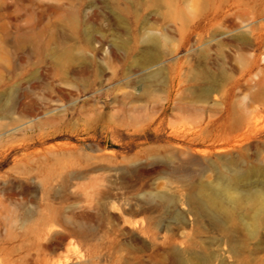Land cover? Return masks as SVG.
<instances>
[{
	"label": "rangeland",
	"instance_id": "obj_1",
	"mask_svg": "<svg viewBox=\"0 0 264 264\" xmlns=\"http://www.w3.org/2000/svg\"><path fill=\"white\" fill-rule=\"evenodd\" d=\"M260 190L264 0H0V264H264Z\"/></svg>",
	"mask_w": 264,
	"mask_h": 264
},
{
	"label": "bare ground",
	"instance_id": "obj_2",
	"mask_svg": "<svg viewBox=\"0 0 264 264\" xmlns=\"http://www.w3.org/2000/svg\"><path fill=\"white\" fill-rule=\"evenodd\" d=\"M239 177L240 176L237 175L235 178L230 179L229 182L226 183H221V181L217 182V187L222 189L225 193H228L236 203L239 202L240 199L238 197L237 186L238 179H240ZM165 200L168 201L167 198H165ZM199 200L202 208L212 213L217 219L229 211V205L219 197L202 194ZM250 202H252L253 206L258 210L250 224L252 232L257 233L262 225L261 214L264 213V190H260L256 196L251 197Z\"/></svg>",
	"mask_w": 264,
	"mask_h": 264
}]
</instances>
